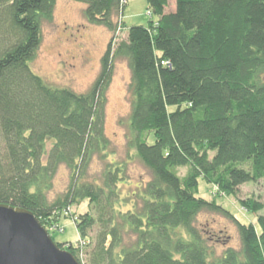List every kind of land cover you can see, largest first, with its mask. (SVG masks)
Returning <instances> with one entry per match:
<instances>
[{"label": "trees", "instance_id": "obj_1", "mask_svg": "<svg viewBox=\"0 0 264 264\" xmlns=\"http://www.w3.org/2000/svg\"><path fill=\"white\" fill-rule=\"evenodd\" d=\"M58 1L0 0V205L31 212L46 230L71 216L92 248L87 264H264V0H146L158 20L149 27L125 25L120 0H66L112 34L85 93L32 69ZM119 62L131 74L124 160L106 132ZM134 161L147 172L137 184ZM188 166L185 179L171 170ZM61 169L68 188L51 198ZM200 179L259 229L198 197ZM218 219L234 225L237 247L221 241Z\"/></svg>", "mask_w": 264, "mask_h": 264}, {"label": "rangeland", "instance_id": "obj_2", "mask_svg": "<svg viewBox=\"0 0 264 264\" xmlns=\"http://www.w3.org/2000/svg\"><path fill=\"white\" fill-rule=\"evenodd\" d=\"M85 6L79 3L59 0L54 18L51 23L45 24L43 28V41L36 60L32 64L35 74L58 87L70 88L77 93H85L92 86L101 72V61L104 56L112 34L103 26L92 25L84 18ZM146 0H128L122 20L128 27H149L152 22L157 24V17L148 15ZM130 70L125 62H119L115 66L113 79L108 91V103L106 109V132L113 140L119 150V158H125V130L120 122L126 119L130 112L128 99V86L130 82ZM148 144L154 143V137L147 139ZM51 143L48 147H51ZM101 165H95L91 171L92 176H97ZM246 170L252 169V164L242 165ZM239 167V168H240ZM174 174L185 179L191 174V168H172ZM69 172L61 169L56 177L54 190L50 197L63 194L69 185ZM129 179L134 184L140 180H147V172L144 167L134 161L129 165ZM209 185L204 179L199 180L198 197L205 200L216 199L218 205L231 212L241 223L256 224L255 217L251 213L243 211L232 198L220 191L216 185ZM91 209V208H90ZM88 211L87 206L82 213ZM57 223L47 224V231L53 241L65 244L62 251L70 253L67 244L77 246L73 255L80 264H87L90 256L91 246L84 247L79 237L76 224L71 216L58 214ZM203 222L206 221V218ZM213 226L218 232H226L221 235L224 245L238 246L237 230L229 221L218 219ZM93 234H89L92 238ZM229 237L231 243L228 244ZM226 242V243H225ZM222 248L219 247V251ZM71 254V253H70Z\"/></svg>", "mask_w": 264, "mask_h": 264}, {"label": "water", "instance_id": "obj_3", "mask_svg": "<svg viewBox=\"0 0 264 264\" xmlns=\"http://www.w3.org/2000/svg\"><path fill=\"white\" fill-rule=\"evenodd\" d=\"M0 264H80L31 212L0 205Z\"/></svg>", "mask_w": 264, "mask_h": 264}, {"label": "built area", "instance_id": "obj_4", "mask_svg": "<svg viewBox=\"0 0 264 264\" xmlns=\"http://www.w3.org/2000/svg\"><path fill=\"white\" fill-rule=\"evenodd\" d=\"M122 6H126L128 4V0H120Z\"/></svg>", "mask_w": 264, "mask_h": 264}]
</instances>
